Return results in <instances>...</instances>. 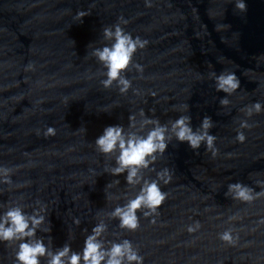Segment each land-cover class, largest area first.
Returning <instances> with one entry per match:
<instances>
[{"label": "water", "instance_id": "water-1", "mask_svg": "<svg viewBox=\"0 0 264 264\" xmlns=\"http://www.w3.org/2000/svg\"><path fill=\"white\" fill-rule=\"evenodd\" d=\"M235 3L0 0V167L11 170L12 181L0 183V212L45 205L53 249L68 243L79 251L103 218L107 238L130 240L144 264H264V194L250 203L225 196L235 182L264 193L257 183L264 181V111L251 117L243 111L264 104V0H246L245 12ZM78 11L88 13L82 22ZM118 17L128 21L121 25L126 32L148 41L133 56L143 73H126L132 86L125 94L101 86L104 69L91 55L106 43L102 28ZM211 71L235 72L240 80L226 107ZM141 110L162 124L189 115L194 129L211 117L218 152L212 157L203 145L193 151L173 139L150 166L155 171L144 173L155 178L169 169L171 181L160 185L166 199L154 217L138 211L139 226L128 231L105 214L138 187L105 171L114 159L99 153L94 140L106 126L127 129L129 115L139 121ZM241 120L250 127L241 129ZM49 126L55 135H44ZM226 230L234 244L219 238ZM15 250V243L0 242V264H15Z\"/></svg>", "mask_w": 264, "mask_h": 264}, {"label": "clouds", "instance_id": "clouds-1", "mask_svg": "<svg viewBox=\"0 0 264 264\" xmlns=\"http://www.w3.org/2000/svg\"><path fill=\"white\" fill-rule=\"evenodd\" d=\"M236 9L240 12L247 10L246 0H236ZM88 15L85 11H78L76 18ZM123 17L117 18V23L102 28L104 43L100 47H93L91 55L104 69L100 80L103 88L108 89L115 85L120 94H125L132 86V81L126 76L132 68L137 73H143V66L133 63V56L137 50L145 48L148 41L139 36L133 37L126 32L122 24H127ZM209 78L214 82L217 92L225 93L219 100L221 107L229 104L228 96L240 88V80L235 72L215 71L209 73ZM188 109V106H184ZM246 116L264 111V104L260 101L245 106ZM141 119L136 120L135 115H129L128 128L121 124L109 125L103 129L101 135L94 140L96 150L114 159V166L105 171L112 176L124 175L125 183L138 190L134 197L128 198L126 203L117 205L107 212V219H117L119 227L134 231L139 226L138 211L144 217H154L166 199L167 193L162 191L161 183L167 184L172 176L169 169L164 168L156 172L155 178L145 176V170L155 171L150 168L154 165L157 156H162L173 139L179 143H187L193 151L201 145L212 157L217 155L215 146L216 136L210 134L214 127L211 117L205 115L199 126L195 129L189 115L181 114L174 120L162 124L158 119L145 115L143 110L139 113ZM250 127L247 120H241L240 128ZM45 136L55 135V129L49 126ZM235 139L243 143L246 139L243 131H238ZM11 170L0 167V183L11 184ZM119 183V180L114 181ZM264 184V181H257ZM105 187H111V184ZM264 193H255L254 190L241 182L227 185L226 197L242 202H252L257 196ZM106 198L107 194H106ZM31 213L24 210L21 205L13 204L0 212V242L15 243V264H144V257L139 253L133 243L124 239H108V224L101 218L94 224L85 236L82 248L75 251L71 245L64 243L53 249L51 246V222L48 219L47 208L37 201ZM74 224L79 225V219H74ZM199 228V224L189 226L192 232ZM49 234L46 238L37 233ZM219 238L229 244H234L236 238L231 230L219 234Z\"/></svg>", "mask_w": 264, "mask_h": 264}]
</instances>
